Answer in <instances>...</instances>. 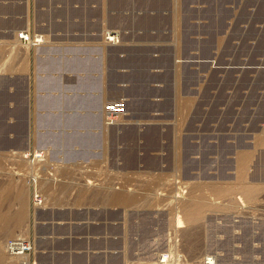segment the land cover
Returning <instances> with one entry per match:
<instances>
[{
	"label": "rangeland",
	"instance_id": "rangeland-1",
	"mask_svg": "<svg viewBox=\"0 0 264 264\" xmlns=\"http://www.w3.org/2000/svg\"><path fill=\"white\" fill-rule=\"evenodd\" d=\"M15 240L264 264V0H0V264Z\"/></svg>",
	"mask_w": 264,
	"mask_h": 264
},
{
	"label": "bare ground",
	"instance_id": "bare-ground-1",
	"mask_svg": "<svg viewBox=\"0 0 264 264\" xmlns=\"http://www.w3.org/2000/svg\"><path fill=\"white\" fill-rule=\"evenodd\" d=\"M38 42H40L39 40H37ZM108 42L109 43H114V42H117L116 41V39L115 38H111V36L109 37V39H108ZM35 44H37V43H35ZM113 119V118H112ZM113 121H114V119H113ZM248 155L249 154H247V156H244L243 158H242V160H241V165H242V169H245L246 168V166L245 165H247V157H248ZM24 156V155H23ZM28 156V155H27ZM26 157V156H25ZM27 158V157H26ZM22 159V158H21ZM90 186V185H89ZM91 187V186H90ZM249 190V189H248ZM250 191V190H249ZM252 191V190H251ZM252 194H255V191H254V193H253V191H252V193L251 192H248L247 193V196H249V197H251V196H253ZM35 200V202L36 203H38V204H40L39 203V200L40 199H34ZM192 204V203H191ZM187 218H188V220H187V218H186V220L187 221H189L190 223H192L193 224V222H196L197 221V217H198V215L199 214H201V208H199V207H194V206H192V205H188L187 206ZM186 217V216H185ZM178 224H179V226L180 225H182V221L180 220V217L178 218ZM182 228V227H181ZM13 242H17V243H20V244H22V245H25L24 243H23V240H15V241H13ZM13 242H10V243H13ZM25 242V241H24ZM8 246V245H7ZM7 251V253L9 254V252H8V250H6ZM10 255V254H9ZM4 256V255H3ZM11 257H9V258H12L13 257V259L15 258V260L18 262V263H20V264H23L24 263V261L26 260V261H28V257H25V258H20V257H15V256H12V255H10ZM12 260V259H11ZM10 260V261H11ZM164 262V261H163Z\"/></svg>",
	"mask_w": 264,
	"mask_h": 264
},
{
	"label": "built area",
	"instance_id": "built-area-1",
	"mask_svg": "<svg viewBox=\"0 0 264 264\" xmlns=\"http://www.w3.org/2000/svg\"><path fill=\"white\" fill-rule=\"evenodd\" d=\"M21 41L23 42H29L30 38L27 35L21 34L20 36ZM38 43V41H36ZM36 200L39 199L40 197L36 196ZM37 202V201H36ZM40 203V200H39ZM25 245H22L17 242L9 243L7 246V250L10 255L15 256V257H20V258H25L28 257V261H24L23 264H32L29 256L31 255L33 249L32 246L28 242H24Z\"/></svg>",
	"mask_w": 264,
	"mask_h": 264
},
{
	"label": "water",
	"instance_id": "water-1",
	"mask_svg": "<svg viewBox=\"0 0 264 264\" xmlns=\"http://www.w3.org/2000/svg\"><path fill=\"white\" fill-rule=\"evenodd\" d=\"M28 121V120H27ZM151 146H150V142L147 143V149H149ZM153 148V147H152ZM146 154H148V151L146 150L145 151ZM147 155H145V158L148 159L149 157H146Z\"/></svg>",
	"mask_w": 264,
	"mask_h": 264
}]
</instances>
